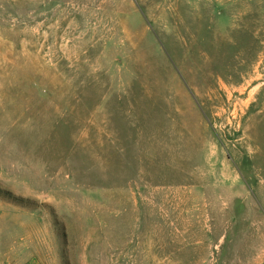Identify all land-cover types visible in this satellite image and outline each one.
<instances>
[{"label": "rangeland", "instance_id": "374dc122", "mask_svg": "<svg viewBox=\"0 0 264 264\" xmlns=\"http://www.w3.org/2000/svg\"><path fill=\"white\" fill-rule=\"evenodd\" d=\"M0 264H264V0H0Z\"/></svg>", "mask_w": 264, "mask_h": 264}]
</instances>
